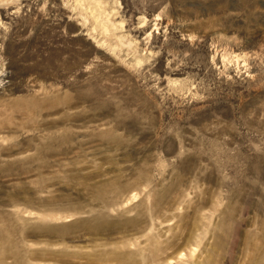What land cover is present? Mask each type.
Masks as SVG:
<instances>
[{
    "label": "rangeland",
    "instance_id": "rangeland-1",
    "mask_svg": "<svg viewBox=\"0 0 264 264\" xmlns=\"http://www.w3.org/2000/svg\"><path fill=\"white\" fill-rule=\"evenodd\" d=\"M0 264H264V0H0Z\"/></svg>",
    "mask_w": 264,
    "mask_h": 264
}]
</instances>
